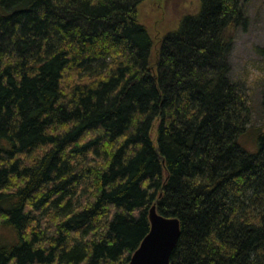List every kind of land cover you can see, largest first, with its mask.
Masks as SVG:
<instances>
[{
  "label": "trees",
  "instance_id": "trees-1",
  "mask_svg": "<svg viewBox=\"0 0 264 264\" xmlns=\"http://www.w3.org/2000/svg\"><path fill=\"white\" fill-rule=\"evenodd\" d=\"M143 1L0 0V264H128L153 205L169 264H264V122L248 151L229 62L250 0H199L153 61Z\"/></svg>",
  "mask_w": 264,
  "mask_h": 264
},
{
  "label": "rangeland",
  "instance_id": "rangeland-1",
  "mask_svg": "<svg viewBox=\"0 0 264 264\" xmlns=\"http://www.w3.org/2000/svg\"><path fill=\"white\" fill-rule=\"evenodd\" d=\"M199 8V0H144L139 4L136 18L146 28L152 40V61L157 56L164 36L176 30L184 16L196 14ZM244 16L247 18V25L233 32L229 62L231 79L240 85L251 106L254 128H250L240 139V143L245 149L252 151L255 150L257 128L264 122V0H250L244 6ZM0 232L7 238L10 235L2 229Z\"/></svg>",
  "mask_w": 264,
  "mask_h": 264
},
{
  "label": "water",
  "instance_id": "water-1",
  "mask_svg": "<svg viewBox=\"0 0 264 264\" xmlns=\"http://www.w3.org/2000/svg\"><path fill=\"white\" fill-rule=\"evenodd\" d=\"M148 218L150 230L128 264H169L171 253L180 236L179 220L161 216L154 205L149 210Z\"/></svg>",
  "mask_w": 264,
  "mask_h": 264
}]
</instances>
